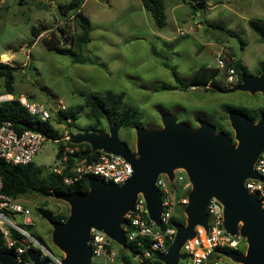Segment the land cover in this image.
I'll use <instances>...</instances> for the list:
<instances>
[{
    "label": "rangeland",
    "instance_id": "rangeland-1",
    "mask_svg": "<svg viewBox=\"0 0 264 264\" xmlns=\"http://www.w3.org/2000/svg\"><path fill=\"white\" fill-rule=\"evenodd\" d=\"M68 1L0 0V62L14 67L10 89L0 76V94L12 93L4 101L25 98L42 105L50 115L48 122L60 137L80 135L89 131L91 125L103 128L105 133L113 126L92 117L86 107L78 110L87 92H123L122 106L139 113L138 126L142 128L161 126V114H172L177 122L194 127V115L198 114L217 132L221 127L234 140L221 106L229 105L240 113L238 109L264 108L261 92L238 88L228 92L208 89L206 93L180 90L167 67L173 66L184 81L190 80L199 66L214 69L217 53L226 55V62L231 59L227 57L231 36L240 45V60L248 75L263 72L264 42L249 28L248 21L264 23V0H205L199 7L192 2L162 0L166 14L162 27L154 24L140 0H84L80 10L91 29L83 55L92 59V64L74 63L69 55L48 50L41 40L57 38L58 44L67 48L63 38L68 41L79 34L74 19L59 14V4ZM36 32L37 37L33 34ZM5 54L9 57L3 60L1 56ZM215 78L222 87L235 85L225 80V70H217ZM58 110L78 112L69 120L59 117ZM117 138L134 153V128L120 125ZM57 148V141L45 138L33 155L32 164L46 171L57 161ZM182 186L188 188V181L177 185ZM177 193H181V188ZM19 203L30 212L32 233L63 257L64 253L51 243L52 227L37 209L68 215V204L52 195L35 193L20 196ZM15 222L21 224L20 215ZM246 245V240L241 239L238 252H244ZM220 259L222 264H239L227 257ZM92 264H96L95 260Z\"/></svg>",
    "mask_w": 264,
    "mask_h": 264
},
{
    "label": "water",
    "instance_id": "water-1",
    "mask_svg": "<svg viewBox=\"0 0 264 264\" xmlns=\"http://www.w3.org/2000/svg\"><path fill=\"white\" fill-rule=\"evenodd\" d=\"M235 58L241 48L229 36ZM194 92L206 93L208 87L193 84ZM237 88L249 93H264V71L259 75H241ZM227 119L234 139L217 132L210 123L199 119L190 127L176 121L172 114H161L160 127L135 129V150L130 153L117 138L120 124L106 133L84 131L69 136L72 143L87 142L92 150H102L124 157L132 167L131 176L117 185L104 183L96 177L87 179V191L52 194L65 201L69 214L63 221H48L51 243L64 253L60 264H92L89 236L91 228L102 230L120 247L127 244L121 225L124 215L133 211L140 192L146 203L149 218L160 222L161 198L156 177L165 173L173 178V169L183 168L190 181L184 224L175 225V234L164 252L156 253L163 264H178L183 243L195 235V227L207 228L205 208L210 197L223 204V227L230 235L237 233L246 240L244 252L231 251L226 256L239 264H264V211L255 194L244 187V179L258 177L253 163L264 150V116L252 121L244 114L229 110ZM33 264H50L33 249L26 251ZM134 256V254L132 255ZM2 264H14L8 253L0 254Z\"/></svg>",
    "mask_w": 264,
    "mask_h": 264
},
{
    "label": "built area",
    "instance_id": "built-area-1",
    "mask_svg": "<svg viewBox=\"0 0 264 264\" xmlns=\"http://www.w3.org/2000/svg\"><path fill=\"white\" fill-rule=\"evenodd\" d=\"M226 55L222 52L216 54V68L225 70L228 83L237 82L233 68L226 69ZM192 83L189 89L195 86ZM202 86L201 84H197ZM208 87V86H207ZM5 94H0V102L4 101ZM21 106L31 115L38 116L41 120H48L49 113L40 104L20 99ZM45 136L31 129H17L8 120L0 122V158L7 163L26 165L32 162V157L39 149ZM64 146L56 154V163L48 167L49 172L62 175V181L66 185L79 183L85 177H96L104 183L121 184L131 176L132 167L121 155L98 151L94 156H75V149L67 145L70 142L68 135L61 139ZM57 141L58 140H54ZM57 153V152H56ZM71 154V155H70ZM71 159V161H70ZM253 169L258 177L264 179V150L260 152L253 163ZM190 181L183 168L173 169V178L161 172L156 177V186L160 191L161 213L160 222L155 224L149 218L143 195L138 192L133 211H128L124 217L126 223L121 225L126 244H131L139 250L133 253V261L130 264H163L156 256L158 252H164L175 234V225H171V219L176 215V208L187 203V193L184 194V181ZM244 187L250 194H255L259 200L260 208L264 211V180L255 177L244 179ZM181 188V193L177 189ZM3 181L0 175V236L3 240L1 253L11 255L14 264H33L26 251L33 249L39 253L41 259H47L50 264H60L62 256L56 255L52 250L29 229L32 224L29 218V210L19 203V199H13L3 192ZM184 205V207H185ZM207 216V228L197 225L195 235L188 238L181 247L182 258L178 264H222L221 257H227L217 251L224 247L236 250L242 238L238 233L230 235L223 227V204L215 197L209 198L205 208ZM184 214V208H183ZM20 215L21 224L15 222V217ZM185 216V215H184ZM116 242L102 230L91 228L89 246L91 249V261L96 264H124L121 259ZM118 245V244H117ZM120 246V245H119ZM217 251V252H216ZM218 255L216 257L214 254ZM213 255V256H212ZM212 256V257H211ZM228 258V257H227ZM0 264H2L0 262Z\"/></svg>",
    "mask_w": 264,
    "mask_h": 264
},
{
    "label": "trees",
    "instance_id": "trees-1",
    "mask_svg": "<svg viewBox=\"0 0 264 264\" xmlns=\"http://www.w3.org/2000/svg\"><path fill=\"white\" fill-rule=\"evenodd\" d=\"M84 0H70L66 3L59 4L58 11L59 14L64 18L71 17L74 19L76 24L79 26L80 32L75 38H70L66 41L67 38H63L65 46L67 48H62L58 43V39H53L49 37L47 39H41L44 46L48 50H56L62 54H67L70 56L72 62L74 63H93L94 61L89 57L83 55L84 46L89 41V32H90V23L81 13V5ZM182 2H192L195 6H201L205 0H180ZM142 7L151 14L154 24L158 27H162L166 23V14L164 11V5L162 0H140ZM249 28L258 35L259 39L264 42V23H259L256 21H248ZM59 35L63 37V30L59 28ZM35 37L38 36L39 32L33 33ZM72 47H75L73 50ZM230 52L229 56L231 59L226 62V69L233 68L237 82L231 88H225L219 85L216 81V73L218 68H208L206 66H199L195 69V72L190 80L184 81L182 80L178 73L176 72L173 66H167L176 83L177 88L180 90L189 89L190 84L196 83L201 84L203 86H209V90H216L219 92H228L233 91L237 88L240 83L241 75H248L246 67L241 62L240 58L236 59L235 54L233 53L232 47L229 45ZM228 57V58H229ZM13 71L14 67L9 64L0 62V76L4 78V85L7 89L11 88V83L13 79ZM261 71H258L257 75H259ZM4 94H10L11 92H5ZM84 101L83 104L78 108V110L82 109V107L88 108L92 117L97 120H105L106 122L115 125L120 124L124 127L134 128L138 126V118L139 113L136 110H132L131 108H124L122 106V101L124 97L123 92H112L107 91L103 94H98L96 92H87L83 94ZM222 111L227 114L229 110H235L229 105H222ZM77 111H71L70 113H64L61 110H58L57 115L63 119L72 120L75 118ZM242 114H244L247 118L255 121L261 116H264V108H251L240 110ZM195 121L201 119V116L196 114L194 115ZM3 120L11 121L17 129H31L35 131L41 132L46 138H50L52 140H58V151H61L64 144L62 142V138L58 134L57 130L54 129L48 120H41L38 116L29 114L20 104L18 98H11L6 101L0 102V122ZM89 131H94L98 133H105V130L101 127L96 128L94 125H91L88 129ZM219 131H224L223 128L217 129ZM67 145L72 146L75 149L73 153L75 156H94L98 151H92L90 145L87 142L80 143H70L66 142ZM71 155V154H70ZM71 161V159H70ZM44 171L43 169L34 166L31 163L26 165H16L7 163L0 158V175L3 181V192L13 199H19L20 196L30 193H35L41 196H47L52 194H64L74 191H87V177L82 179L79 183L73 185H66L62 181V175L55 174L49 172L47 168ZM189 191L186 188L184 194L186 195ZM185 204H179L176 208V215H174L171 219V225L175 224H184L185 216L183 214V208ZM38 213L42 218L47 221H63L66 219V214L60 213H51L48 210H44L39 207L37 209ZM29 228L31 225L28 226ZM3 240L0 236V252L3 247ZM118 253L123 260L124 264H130L133 261V253H139V250L136 249L135 246L131 244H127L126 248H122L117 245ZM217 251L223 255L228 254L231 251H238V249L234 250L229 247H224L221 249H217ZM216 251V252H217ZM218 257L217 253L214 254ZM213 256V255H212ZM211 256V257H212Z\"/></svg>",
    "mask_w": 264,
    "mask_h": 264
},
{
    "label": "bare ground",
    "instance_id": "bare-ground-1",
    "mask_svg": "<svg viewBox=\"0 0 264 264\" xmlns=\"http://www.w3.org/2000/svg\"><path fill=\"white\" fill-rule=\"evenodd\" d=\"M1 58H2L3 60H5V58H7V57H6V55H2ZM10 96H11V95H9V94H5V98H10Z\"/></svg>",
    "mask_w": 264,
    "mask_h": 264
},
{
    "label": "crops",
    "instance_id": "crops-1",
    "mask_svg": "<svg viewBox=\"0 0 264 264\" xmlns=\"http://www.w3.org/2000/svg\"><path fill=\"white\" fill-rule=\"evenodd\" d=\"M164 11H165V9H164ZM6 55V54H5ZM7 56V55H6ZM7 57H9V56H7ZM195 72V71H194ZM194 74V73H193ZM158 127H160V126H158ZM195 127V126H194ZM154 128H157V127H154Z\"/></svg>",
    "mask_w": 264,
    "mask_h": 264
},
{
    "label": "clouds",
    "instance_id": "clouds-1",
    "mask_svg": "<svg viewBox=\"0 0 264 264\" xmlns=\"http://www.w3.org/2000/svg\"><path fill=\"white\" fill-rule=\"evenodd\" d=\"M203 86V85H202ZM205 87H207V86H205ZM209 88V87H208Z\"/></svg>",
    "mask_w": 264,
    "mask_h": 264
}]
</instances>
